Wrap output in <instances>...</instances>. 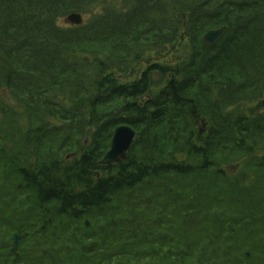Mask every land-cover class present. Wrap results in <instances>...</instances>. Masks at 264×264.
Listing matches in <instances>:
<instances>
[{
	"label": "trees",
	"instance_id": "obj_1",
	"mask_svg": "<svg viewBox=\"0 0 264 264\" xmlns=\"http://www.w3.org/2000/svg\"><path fill=\"white\" fill-rule=\"evenodd\" d=\"M263 96L264 0H0V264H264Z\"/></svg>",
	"mask_w": 264,
	"mask_h": 264
},
{
	"label": "water",
	"instance_id": "obj_2",
	"mask_svg": "<svg viewBox=\"0 0 264 264\" xmlns=\"http://www.w3.org/2000/svg\"><path fill=\"white\" fill-rule=\"evenodd\" d=\"M69 21L73 25L83 24V18L81 15L78 14H72L69 17ZM226 30L227 27L208 31L203 37L204 43L210 45L216 44L224 36ZM135 138L136 132L129 126L118 127L114 131L109 151L105 154L104 158L100 162L101 165L108 166L125 161L132 147V144L135 141ZM22 237L23 235L20 234H16L14 236V243L12 249L13 253L17 252ZM246 255L247 257H250V252L247 251Z\"/></svg>",
	"mask_w": 264,
	"mask_h": 264
},
{
	"label": "rangeland",
	"instance_id": "obj_3",
	"mask_svg": "<svg viewBox=\"0 0 264 264\" xmlns=\"http://www.w3.org/2000/svg\"><path fill=\"white\" fill-rule=\"evenodd\" d=\"M73 14H78V15H81L82 18H83V23L88 20L89 16H83L81 13H73ZM72 14H70L66 19H64L62 22H61V25L63 26H66V25H73L70 21H69V17L71 16ZM75 26H78V25H75ZM262 100H263V103H264V96L262 97ZM264 105V104H263Z\"/></svg>",
	"mask_w": 264,
	"mask_h": 264
}]
</instances>
